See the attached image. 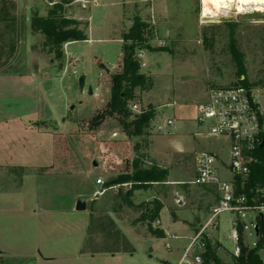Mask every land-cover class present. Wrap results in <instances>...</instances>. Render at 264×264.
Listing matches in <instances>:
<instances>
[{
  "label": "rangeland",
  "instance_id": "374dc122",
  "mask_svg": "<svg viewBox=\"0 0 264 264\" xmlns=\"http://www.w3.org/2000/svg\"><path fill=\"white\" fill-rule=\"evenodd\" d=\"M50 8L48 0H0V131L2 158L9 163L0 182V247L17 250L15 242L32 234L26 226L33 223L41 243L38 254L52 259L45 264H177L181 253L167 245H187L217 203L215 189L195 183V156L212 151L228 161L224 140L197 135L195 107L207 101L214 87L238 86L241 80L256 85L264 78V13L239 14L233 7L203 19L202 0H80L66 15L91 14L94 41L69 49L66 43L58 58L45 48V37L31 28L34 13L45 16ZM136 25L146 26V35L142 41L126 42L121 58L116 39H124ZM232 34L244 55L241 78ZM125 46H135L136 56L143 52L146 66L141 71L152 80L150 89L142 94L137 90L139 108L155 106L159 123L175 120L172 129L155 133L151 127L145 137L131 142L117 119L91 125L110 100L111 77L122 70ZM138 142L148 162L168 170V181L136 190L130 201L124 190L96 195L97 179L108 181L118 173L107 174L106 161L112 165L116 156L125 170L124 160L136 157ZM150 147L156 159L148 156ZM171 180L183 182L169 184ZM179 198L182 205L176 202ZM78 201L87 204L85 212L74 210ZM155 201L163 209L153 226L165 232L164 238L154 237L143 219ZM32 205L42 210L34 217L27 213ZM236 219L225 212L219 228L212 229L221 264L234 263ZM240 221L243 246L256 248L257 214ZM172 234L183 239H171ZM259 255L264 264V248ZM3 260L26 264L16 257Z\"/></svg>",
  "mask_w": 264,
  "mask_h": 264
},
{
  "label": "built area",
  "instance_id": "2783aa9c",
  "mask_svg": "<svg viewBox=\"0 0 264 264\" xmlns=\"http://www.w3.org/2000/svg\"><path fill=\"white\" fill-rule=\"evenodd\" d=\"M137 57L141 67H145L143 52H139ZM132 111L139 113L141 109L135 104ZM194 120L199 127L197 135L219 138L227 143L228 161H223L212 151H201L195 156V183L215 189L217 203L212 207L206 223L201 224L189 239L177 264H212L206 258L208 246L214 239L212 229L219 228L218 219L225 212L238 216L232 223V238L235 242L232 256L240 258L243 250L241 218L249 213H256L260 222L254 228L259 241L263 237L261 223L264 224V182L251 185L250 178L253 166L259 163V150L264 149V146L261 147L264 142V85L214 87L210 89L207 101L197 106ZM174 125L173 119L159 123L156 118L152 128L155 133H162L172 129ZM112 136L117 138L119 133L114 132ZM226 174L231 175L232 179H225ZM106 182L102 177L97 179L96 184L100 190L96 195L102 196L108 191H129L134 186V183L129 182L107 188ZM176 202L183 204L180 198ZM171 238L178 239L177 236ZM167 249L173 251L170 244ZM233 264L240 263L234 261Z\"/></svg>",
  "mask_w": 264,
  "mask_h": 264
},
{
  "label": "trees",
  "instance_id": "16d2710c",
  "mask_svg": "<svg viewBox=\"0 0 264 264\" xmlns=\"http://www.w3.org/2000/svg\"><path fill=\"white\" fill-rule=\"evenodd\" d=\"M51 8L47 11L45 16H41L39 12H35L31 20V28L33 32L40 33L45 37L44 46L49 53H56L58 58L62 57V47L66 43L80 42L88 40L85 30L81 28V23L78 20L70 19L66 15V7L72 1L70 0H48ZM235 27L236 25H232ZM146 35V26L136 25L131 32L125 35V43L128 41H142ZM125 56L121 72L114 74L111 77L110 100L107 103L104 112L98 113L91 124L92 127L102 124L107 117H112L120 121L122 130L129 137V142L136 138H143L151 129L153 122L158 117L157 108L153 105L141 107L139 113L133 112L132 107L137 103L139 98L136 93L137 90L142 92L151 88L152 80L144 73H142L140 61L137 59L135 46H125ZM232 54L236 62L240 78L245 75L244 55L237 48L236 41L232 34L231 44ZM84 80V79H83ZM84 82V81H82ZM264 85V78L258 83ZM240 85L249 86L247 80H241ZM257 85V84H256ZM140 94V96H141ZM142 142L135 144L134 151L136 157L134 159L127 158L124 160L126 164L125 170L120 166L123 161H120L116 156L112 165L106 161L104 170L107 174L112 171H118L117 176L108 180L105 184L107 188L114 185H121L132 182L134 186L127 192V200L130 201L133 193L136 190L143 189L152 185L153 183H165L168 181L169 172L167 169L148 162L147 155L141 154ZM105 148L106 153L113 155V150ZM259 163L253 166L250 178V184L255 185L264 182V149L259 150ZM148 163H151L149 165ZM131 203V202H130ZM163 205L159 201H155L151 206H147L144 211L143 219L148 222V229L150 233L157 238L166 237L165 232L160 228H154V223L160 219V213ZM94 217V216H92ZM108 217V216H107ZM109 218V217H108ZM110 219V218H109ZM110 222L115 226L114 220ZM115 232L119 233L120 237L127 240V238L120 232L119 228L115 227ZM95 231V230H94ZM99 229H96V233ZM90 235H94L90 229ZM261 233L263 237L254 249H249L243 246L240 258H234V261L240 264H263L259 252L264 248V224L261 223ZM127 251V249H124ZM133 252L132 248L129 250ZM208 263L221 264L217 249L210 243L206 254Z\"/></svg>",
  "mask_w": 264,
  "mask_h": 264
},
{
  "label": "crops",
  "instance_id": "0c3cea01",
  "mask_svg": "<svg viewBox=\"0 0 264 264\" xmlns=\"http://www.w3.org/2000/svg\"><path fill=\"white\" fill-rule=\"evenodd\" d=\"M79 1L80 0H74L73 2H71L70 4H68L66 8L74 6ZM98 5L100 7V4H98ZM82 9L84 10L86 8H83L82 7ZM71 10L72 9H70V10L66 9V12L70 11V12L73 13V10L72 11ZM84 12H86V11H83V13ZM81 16H84V17H79V18L78 17H74V19L75 20H80V21H83V20L85 21L86 26L84 25L85 23L84 24H81V28L83 30H85V33L87 34L88 40H86V41H80V42L68 43V49L71 48L74 45H77V44H81V43H91L92 41H94V40L91 39V31H90L91 30L90 29V22H91V18H92L91 17V14H89V13L86 14L85 13V15H81ZM117 38L118 39H116V41L118 42V44H120V48H121V58H122V55H123V46L125 44V41L123 40V38H122L121 35H120V37H117ZM77 57H79V56H77ZM99 63L100 64H103L102 62H99ZM85 77L86 76H84V78ZM198 105H200V104H198ZM198 105H196V107H195V116L194 117H196V114H197V106ZM193 121H195V120H193ZM1 133L2 132L0 131V172H1L0 173L1 174L0 182L5 179L4 176L2 175L3 168H6L5 170L7 171V168H8V165H9L8 161L5 160V162H4V160L2 158V135H1ZM149 155L152 157V159H156L155 158V153L151 150V147H150V149H148V156ZM32 177L34 178V176H32ZM6 179L7 180H5V181H8V178H6ZM25 179H26V177H23L22 180H24V182H22L21 187L25 186V182H26ZM181 182H183V181H180V180H176V181L175 180H171V181H169V184H175V183H181ZM99 188H98V191L100 190ZM208 188H210V187H208ZM124 191H126V190H124ZM121 192L122 191H120L119 193H121ZM126 192H128V191H126ZM27 207H28V209H30V210L27 211V213L29 215L32 214V217H34L33 215L35 214V212H37V211H40L41 212L42 211L40 208L37 207V205H32V209L29 206H27ZM212 207L210 208V211H211ZM74 210L76 211V207L74 208ZM159 222L161 224V221H159ZM26 228L32 230V234L29 237L19 238L17 240V242H15V245L18 246V249L17 250H13L12 248H9V249L8 248H5V249H3V247H0V249H1V251H0V264H3L4 263V260L3 259H5V258L6 259L7 258L10 259V258H13V257L21 258L23 260H26V264H45L46 262L52 260L50 257H41L38 254V250H40V248H41V243L38 240V238H36V236L34 235L35 224H33V223L32 224H28L26 226ZM38 228H39V226H38ZM197 229H195V231H197ZM172 236H176V234H172ZM171 239H174L176 241H179V240H182L183 238H181V239H179V238L178 239L171 238ZM184 239H186V237H184ZM188 239H190V238H188ZM186 246L187 245L181 244V242H180V243L176 244V246L174 247L173 251L176 250L177 252H180L182 254V252H183V250L185 249Z\"/></svg>",
  "mask_w": 264,
  "mask_h": 264
},
{
  "label": "bare ground",
  "instance_id": "6f19581e",
  "mask_svg": "<svg viewBox=\"0 0 264 264\" xmlns=\"http://www.w3.org/2000/svg\"><path fill=\"white\" fill-rule=\"evenodd\" d=\"M233 7L239 14L248 10L264 13V0H202V18L219 17L222 11L232 10Z\"/></svg>",
  "mask_w": 264,
  "mask_h": 264
},
{
  "label": "water",
  "instance_id": "95a60500",
  "mask_svg": "<svg viewBox=\"0 0 264 264\" xmlns=\"http://www.w3.org/2000/svg\"><path fill=\"white\" fill-rule=\"evenodd\" d=\"M264 146V142L263 144L261 145V147ZM97 165V164H95ZM87 210V204L83 201H78L77 204H76V211L77 212H85Z\"/></svg>",
  "mask_w": 264,
  "mask_h": 264
}]
</instances>
